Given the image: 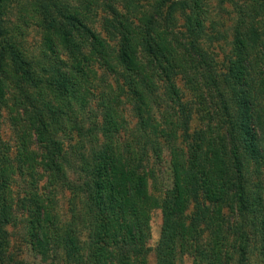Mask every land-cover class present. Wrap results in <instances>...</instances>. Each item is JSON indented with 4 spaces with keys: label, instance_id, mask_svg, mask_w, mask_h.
<instances>
[{
    "label": "trees",
    "instance_id": "obj_1",
    "mask_svg": "<svg viewBox=\"0 0 264 264\" xmlns=\"http://www.w3.org/2000/svg\"><path fill=\"white\" fill-rule=\"evenodd\" d=\"M202 1L182 0L181 25L164 0H129L94 27L56 0L11 20L0 0V264H20V226L65 264H148L157 208V264H264V0H222L239 9L223 68L201 44Z\"/></svg>",
    "mask_w": 264,
    "mask_h": 264
},
{
    "label": "rangeland",
    "instance_id": "obj_2",
    "mask_svg": "<svg viewBox=\"0 0 264 264\" xmlns=\"http://www.w3.org/2000/svg\"><path fill=\"white\" fill-rule=\"evenodd\" d=\"M58 3L62 5L69 6L72 10L79 9L82 13L88 12L87 15L88 21L95 24L94 27H102L101 25L108 24L116 11L124 12V8L127 6L126 2L129 0H56ZM161 0H141L143 3V7L141 10L146 11L151 9L149 3L155 4ZM170 6L173 7L174 11H177V16H181V12L183 11L182 0H164ZM178 2L175 6L171 5L172 2ZM36 3L37 0H6L5 4L12 8L10 11L12 14L11 20L13 18L20 20L21 17H15V12H24L31 9L32 3ZM238 5H244L245 2L243 0H236ZM29 8V9H28ZM87 9V11H86ZM200 10L202 11L201 16L196 18L195 24L204 25L203 27V35L201 44L206 51L210 53V55L214 56L219 65V68L226 67L227 63L225 61V57L228 55L230 50L232 49V40L235 33V27L237 25L238 20V7L231 2L222 1V0H203L200 3ZM30 11V10H29ZM114 11V12H113ZM152 11V10H150ZM19 12V14H20ZM141 15L140 13H138ZM180 21V22H179ZM178 23L181 25L184 22V19L181 16ZM38 17H35L33 14H28L27 18L24 22V30L26 32V42L25 46L28 50L33 51L38 50L39 46L42 45V39L39 34L40 28L38 27ZM106 33V32H105ZM103 32V36L109 38V35ZM110 39V38H109ZM115 40H110L112 45H115ZM64 55V54H63ZM65 56V55H64ZM178 86L183 90V92L187 93L186 86L179 81ZM13 116V112L7 113L5 115V119L3 122V139L7 142L13 141L14 137L12 134V122L11 117ZM35 138L34 135H28V142H32ZM169 184V174L165 172L161 186H165ZM43 187V183L40 185ZM58 201L61 205L60 210L65 212L66 207H68V195L63 197L62 195L58 196ZM59 210V211H60ZM60 213L62 214V212ZM163 225V213L162 210L157 208L152 211V221H151V232L152 238L150 245L152 247V252L148 257V264H157L156 262V254L155 248L157 247L160 238L161 231ZM20 227H15L11 230V245L8 249V254H10L15 260L20 264H65L63 261V252L60 251L58 259L54 256L52 252V247L48 250L46 256L41 255L39 251H41V247L39 248L38 244L35 246L32 244H28L25 238H22L23 231H21ZM183 264H193V259L189 256H186Z\"/></svg>",
    "mask_w": 264,
    "mask_h": 264
}]
</instances>
